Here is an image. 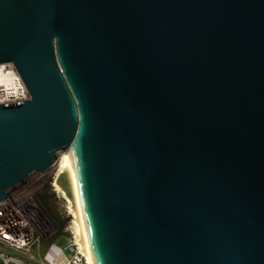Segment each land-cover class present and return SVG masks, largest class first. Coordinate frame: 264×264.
<instances>
[{"label":"water","instance_id":"obj_1","mask_svg":"<svg viewBox=\"0 0 264 264\" xmlns=\"http://www.w3.org/2000/svg\"><path fill=\"white\" fill-rule=\"evenodd\" d=\"M0 204L69 153L87 264H264V0H0Z\"/></svg>","mask_w":264,"mask_h":264},{"label":"rangeland","instance_id":"obj_2","mask_svg":"<svg viewBox=\"0 0 264 264\" xmlns=\"http://www.w3.org/2000/svg\"><path fill=\"white\" fill-rule=\"evenodd\" d=\"M63 154L65 153H57V161ZM57 161L45 173L33 174L15 183L8 190L9 207L17 210L28 221L33 235L39 239L41 250L51 244L64 247L69 241L75 240L73 217L69 215L67 203L52 187L58 172ZM40 196L44 197V201ZM41 206L55 215V225L42 215Z\"/></svg>","mask_w":264,"mask_h":264},{"label":"built area","instance_id":"obj_3","mask_svg":"<svg viewBox=\"0 0 264 264\" xmlns=\"http://www.w3.org/2000/svg\"><path fill=\"white\" fill-rule=\"evenodd\" d=\"M8 73L17 75L12 64L0 68V74ZM13 102H21V99L1 104ZM0 264H87V261L76 240L69 241L64 247L51 244L41 250L39 239L33 235L28 221L9 207L8 197L0 204Z\"/></svg>","mask_w":264,"mask_h":264},{"label":"bare ground","instance_id":"obj_4","mask_svg":"<svg viewBox=\"0 0 264 264\" xmlns=\"http://www.w3.org/2000/svg\"><path fill=\"white\" fill-rule=\"evenodd\" d=\"M9 64H2L0 68H7ZM28 98L25 88L17 75L11 73L0 74V104L13 100L24 101ZM63 156L57 161L58 172L52 182L54 192L59 195L66 203L69 215L73 217V234L78 244L81 253L84 255V236L78 217L76 215L75 207L67 196L62 181V173L64 169V162L69 153V150L64 152ZM85 257V256H84Z\"/></svg>","mask_w":264,"mask_h":264},{"label":"trees","instance_id":"obj_5","mask_svg":"<svg viewBox=\"0 0 264 264\" xmlns=\"http://www.w3.org/2000/svg\"><path fill=\"white\" fill-rule=\"evenodd\" d=\"M40 199L42 200V201H44V197H42V196H40ZM40 209H41V211H42V215L43 216H45L53 225H55V221H56V217H55V215L53 214V213H51L50 211H49V209H47V208H45V207H40ZM62 229V227L61 228H59V230H61Z\"/></svg>","mask_w":264,"mask_h":264}]
</instances>
